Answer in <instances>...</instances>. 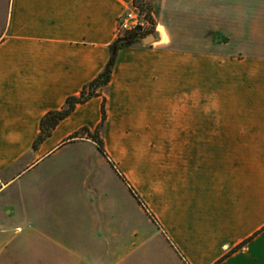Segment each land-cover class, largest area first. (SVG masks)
Wrapping results in <instances>:
<instances>
[{"label":"crops","instance_id":"obj_1","mask_svg":"<svg viewBox=\"0 0 264 264\" xmlns=\"http://www.w3.org/2000/svg\"><path fill=\"white\" fill-rule=\"evenodd\" d=\"M134 3L0 8V264H264V0H151L154 41L34 147ZM103 97L104 151L75 134Z\"/></svg>","mask_w":264,"mask_h":264},{"label":"trees","instance_id":"obj_2","mask_svg":"<svg viewBox=\"0 0 264 264\" xmlns=\"http://www.w3.org/2000/svg\"><path fill=\"white\" fill-rule=\"evenodd\" d=\"M134 4H138L141 7L142 11L146 12V17L152 23V28L148 31H141L138 33L137 37L131 38V39H122L124 37L130 36L134 33L133 31H130L126 35L122 37H117L110 45V58L108 62L106 63L105 67L100 71V73L91 81L86 83L82 90L77 95H71L66 99L65 104L59 108L48 111L41 119L40 121V134L36 138L34 142V147L37 146L39 142L44 140L47 136L50 135L52 130L67 116H69L73 110L76 108V106L80 103H85L88 100H90L94 96H98L101 94V91L109 84L112 76V72L114 69V65L116 63L117 54L118 51L121 48L129 47L134 44H138L141 42V38H144L148 34L155 33L154 29V19L151 15V0H135ZM107 116V110H106V99L103 97L102 105H101V120L97 127L94 130H90L87 127H82L79 131H77L75 134L79 132H88L91 133V136L94 141L97 142L98 147L100 150L104 151V145H103V139L101 137V133L103 131V128L105 126ZM75 136V135H73ZM72 136V137H73ZM132 192L136 195L138 200L142 203L141 199L138 197V195L134 192L132 189ZM143 204V203H142ZM245 243V242H244Z\"/></svg>","mask_w":264,"mask_h":264},{"label":"built area","instance_id":"obj_3","mask_svg":"<svg viewBox=\"0 0 264 264\" xmlns=\"http://www.w3.org/2000/svg\"><path fill=\"white\" fill-rule=\"evenodd\" d=\"M149 20L146 13L141 10L138 4H133L131 8L126 9L119 17L116 28L117 37H122L133 31L135 27L141 26L142 31L147 28Z\"/></svg>","mask_w":264,"mask_h":264},{"label":"water","instance_id":"obj_4","mask_svg":"<svg viewBox=\"0 0 264 264\" xmlns=\"http://www.w3.org/2000/svg\"><path fill=\"white\" fill-rule=\"evenodd\" d=\"M141 31H142V27H141V26H137V27H135V29H134V33H133L132 35L127 36V37H124V38H122V39H131V38H135V37H137L138 33L141 32ZM154 39H155L154 35L150 34V35H147V36L144 37L143 42H144L145 44H147V43H149V42H151V41H154Z\"/></svg>","mask_w":264,"mask_h":264},{"label":"rangeland","instance_id":"obj_5","mask_svg":"<svg viewBox=\"0 0 264 264\" xmlns=\"http://www.w3.org/2000/svg\"><path fill=\"white\" fill-rule=\"evenodd\" d=\"M0 8H1V10L3 11L2 13H3V15H4V13H5V8H6V0H0ZM145 12V11H144ZM146 13V12H145ZM117 24H118V20H117ZM152 23H150V21H149V24H148V26H147V28L144 30V31H148V30H150L151 28H152ZM152 35H154L155 33H151ZM148 35H150V34H148ZM157 240H158V238H157ZM157 240L155 239V240H153L152 241V243L154 244V243H157Z\"/></svg>","mask_w":264,"mask_h":264}]
</instances>
